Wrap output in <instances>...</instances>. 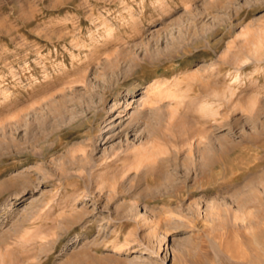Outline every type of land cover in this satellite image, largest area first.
I'll use <instances>...</instances> for the list:
<instances>
[{
  "label": "rangeland",
  "instance_id": "374dc122",
  "mask_svg": "<svg viewBox=\"0 0 264 264\" xmlns=\"http://www.w3.org/2000/svg\"><path fill=\"white\" fill-rule=\"evenodd\" d=\"M259 55L264 0H0V264H264Z\"/></svg>",
  "mask_w": 264,
  "mask_h": 264
},
{
  "label": "bare ground",
  "instance_id": "6f19581e",
  "mask_svg": "<svg viewBox=\"0 0 264 264\" xmlns=\"http://www.w3.org/2000/svg\"><path fill=\"white\" fill-rule=\"evenodd\" d=\"M262 57L264 58V55H259L258 56V58L259 59H262ZM106 140V139H105ZM102 141H104V138H102ZM155 153V152H154ZM156 154H158V153H156ZM155 154V155H156ZM22 180H25V178H23V177H15V178H11V180H10V183L11 184H13V185H17V183L18 182H20V181H22ZM205 183V182H204ZM19 185V184H18ZM15 196H17V195H15ZM13 198H17V197H13ZM157 220V223H161L162 222V219L159 217V218H157L156 219ZM163 223V222H162ZM147 246V245H146Z\"/></svg>",
  "mask_w": 264,
  "mask_h": 264
}]
</instances>
